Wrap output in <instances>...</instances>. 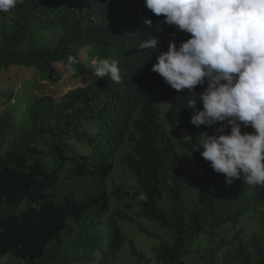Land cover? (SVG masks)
Listing matches in <instances>:
<instances>
[{
  "label": "trees",
  "instance_id": "16d2710c",
  "mask_svg": "<svg viewBox=\"0 0 264 264\" xmlns=\"http://www.w3.org/2000/svg\"><path fill=\"white\" fill-rule=\"evenodd\" d=\"M1 19L0 81L18 66L59 80L52 63L69 56L77 59L72 77L85 80L58 95L33 92L34 82L21 95L0 82V105L8 104L0 112V264H124L127 246L133 264H264V187L228 184L191 153L184 135L195 140L205 125L190 122L184 91L151 71L158 52L139 48L151 35L157 50L169 40L179 46L178 29L146 24L144 0H20ZM98 58L118 62L120 83L94 75ZM158 99L170 106L164 120ZM181 146L196 164L200 195ZM117 164L138 188L109 191ZM113 199L135 204L136 216L111 212ZM138 217L173 234L148 253L119 223L156 236Z\"/></svg>",
  "mask_w": 264,
  "mask_h": 264
},
{
  "label": "clouds",
  "instance_id": "9594fccd",
  "mask_svg": "<svg viewBox=\"0 0 264 264\" xmlns=\"http://www.w3.org/2000/svg\"><path fill=\"white\" fill-rule=\"evenodd\" d=\"M18 2L0 0V13L10 12ZM144 5L150 19L146 24L154 22L180 31L179 46L169 40L166 51L157 50L158 40L151 35L139 48L158 52L151 71L178 93L183 90L184 105L193 110L190 122L197 127L205 125L195 140L184 135L185 142L192 145L191 153L199 150L228 184L239 179L253 188L264 187V0H144ZM76 63L77 59L69 56L67 63L52 64L55 71L59 65H67L75 74ZM89 68L96 77L116 83L122 80L114 59H95ZM198 85L206 86L196 92ZM14 89L21 95L25 91L24 87ZM15 101L13 98L10 103ZM197 103L202 108H197ZM248 127L253 131H241ZM187 156L191 162L192 155ZM138 198L143 200L144 194ZM114 210L111 206L110 211Z\"/></svg>",
  "mask_w": 264,
  "mask_h": 264
},
{
  "label": "rangeland",
  "instance_id": "374dc122",
  "mask_svg": "<svg viewBox=\"0 0 264 264\" xmlns=\"http://www.w3.org/2000/svg\"><path fill=\"white\" fill-rule=\"evenodd\" d=\"M20 1V0H19ZM18 5V4H17ZM12 12V10H11ZM0 21H3L2 19ZM85 55V51L81 50V57ZM23 67V66H22ZM25 68V67H24ZM59 70L57 71L58 73L61 74V78L59 80H54V78H47L44 76H41L39 72H37L34 69L31 70H21L19 71H11L9 72L11 76V79L6 81L5 83L0 81L1 83H4L6 85L11 84L14 88H17L18 90L23 88L26 83H32L30 89L34 90V92H42L46 94H51V95H58L62 93L67 87L73 86L75 84H78L81 81L85 80V77L80 78V80H76L72 77V73L68 71L67 65H59ZM2 72V71H1ZM3 75L7 76L2 72ZM65 81V82H64ZM158 104L161 107L162 113H161V119L164 120L165 118V113L168 110L167 104L165 102H162L160 99H158ZM7 106V103H3L0 105V112H3ZM167 128L170 130L171 127L169 124H167ZM251 132L253 131L251 127L246 128V130H242ZM182 153L184 154L185 158L181 156L182 162L184 165H186L188 168L189 172V182L192 185L194 195H200L202 186L201 183H197L194 180L195 177V169L192 164H196L191 161L187 162V159L189 158L187 155H192L189 152L185 151L182 149ZM118 165V164H117ZM122 170L119 167V165L116 167L112 175L110 176L111 178L109 179L108 185H109V190L119 187L122 190H134L135 188H138V182L133 179V176L131 173L126 169V174L130 177H122ZM132 177V178H131ZM112 209H121V210H127L128 213L132 214L133 216H136V205H132L131 203H127L125 201H122V199L117 200L113 199L111 202ZM261 209H264V205H260ZM142 222V225L149 228L150 232L153 234H156V236H147L146 234L142 233V235H136V227L135 225H127L125 221L120 220L119 223L123 227L124 225V230L128 234V239L130 238H135L137 240V244L139 248H142L144 251L149 252L151 250V246L157 245L160 243V237L164 238L165 240H168L170 236L173 234V230L165 228L161 225H159L156 222H151L148 221L146 218H137L134 220V223H137L138 221ZM248 230V229H247ZM250 231V230H248ZM160 236V237H159ZM127 246V245H126ZM149 249V250H148ZM121 258L124 262V264H133V262L130 259L131 255V248L128 246L126 249L122 252Z\"/></svg>",
  "mask_w": 264,
  "mask_h": 264
}]
</instances>
